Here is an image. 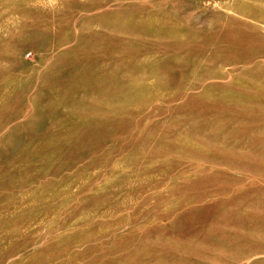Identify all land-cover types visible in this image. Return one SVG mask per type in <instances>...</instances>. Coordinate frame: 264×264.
Listing matches in <instances>:
<instances>
[{
	"label": "rangeland",
	"instance_id": "374dc122",
	"mask_svg": "<svg viewBox=\"0 0 264 264\" xmlns=\"http://www.w3.org/2000/svg\"><path fill=\"white\" fill-rule=\"evenodd\" d=\"M0 264H264V0H0Z\"/></svg>",
	"mask_w": 264,
	"mask_h": 264
},
{
	"label": "clouds",
	"instance_id": "9594fccd",
	"mask_svg": "<svg viewBox=\"0 0 264 264\" xmlns=\"http://www.w3.org/2000/svg\"><path fill=\"white\" fill-rule=\"evenodd\" d=\"M47 3L50 5L58 4L59 0H47Z\"/></svg>",
	"mask_w": 264,
	"mask_h": 264
}]
</instances>
